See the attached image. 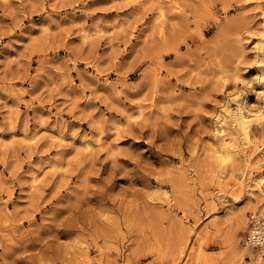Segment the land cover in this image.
<instances>
[{"label":"rangeland","instance_id":"rangeland-1","mask_svg":"<svg viewBox=\"0 0 264 264\" xmlns=\"http://www.w3.org/2000/svg\"><path fill=\"white\" fill-rule=\"evenodd\" d=\"M263 7L0 0V264H264Z\"/></svg>","mask_w":264,"mask_h":264},{"label":"bare ground","instance_id":"bare-ground-1","mask_svg":"<svg viewBox=\"0 0 264 264\" xmlns=\"http://www.w3.org/2000/svg\"><path fill=\"white\" fill-rule=\"evenodd\" d=\"M263 9H264V7H263ZM262 17L264 18V11H263V16ZM257 48H258L259 51H263V48L264 47H263V41L262 40H259L258 41ZM244 105L245 104H244L243 99H242L241 102H240V106L237 108V112H236V115H235V121H236V124L238 125V127L240 128V130L242 131L243 139L245 140V142L247 144H252L251 146H254L253 145L254 143L252 142L251 138L249 137V124H250V121H251V117H250V115H248V114L245 113ZM260 107L261 108L258 111H255L254 112V115L257 118H259V117L263 118L264 117V101L262 102V105ZM226 133H228V132H226ZM230 138H229V140H226V138L224 137V135H221V136H219L217 138V144H216V150H215L214 156H215V158L218 161H223V160H228L229 159V157H230V155L232 153L231 152L232 151L231 149L233 147V142H231L232 139L230 140ZM235 143H237V140H236ZM255 149H256V147H255ZM252 150H254V149H252ZM261 165H262V163H261ZM262 166H264V165H262ZM260 177H258V178H260ZM261 178L264 180V175ZM259 182H260V180H259ZM261 182H262V180H261ZM263 185H264L263 182L261 184L258 183V185H257L258 188L257 189H259V193H260L261 196H258L257 199H256V201L253 204L248 205L247 206V208H248L247 210L257 211V213L258 212L259 213H263L264 212V186ZM259 193H258V195H259ZM244 208H246V206ZM239 212H238L239 214L237 213L238 215H237L236 218L239 220V223H241V224L243 223L244 224V222H245L244 213L245 212H243V213H242V211H239ZM239 223L237 225H239ZM245 248H249L250 249V247H248L247 245L245 246ZM257 260L258 261H261V258H260V255L259 254L257 256Z\"/></svg>","mask_w":264,"mask_h":264},{"label":"built area","instance_id":"built-area-1","mask_svg":"<svg viewBox=\"0 0 264 264\" xmlns=\"http://www.w3.org/2000/svg\"><path fill=\"white\" fill-rule=\"evenodd\" d=\"M245 244L264 257V213L249 214L248 226L244 238Z\"/></svg>","mask_w":264,"mask_h":264}]
</instances>
